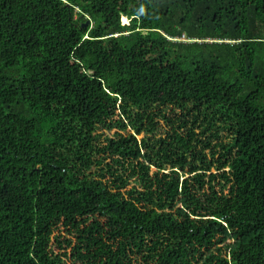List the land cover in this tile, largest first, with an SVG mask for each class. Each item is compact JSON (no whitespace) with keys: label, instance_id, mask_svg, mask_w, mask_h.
Here are the masks:
<instances>
[{"label":"trees","instance_id":"1","mask_svg":"<svg viewBox=\"0 0 264 264\" xmlns=\"http://www.w3.org/2000/svg\"><path fill=\"white\" fill-rule=\"evenodd\" d=\"M0 264H264V0H0Z\"/></svg>","mask_w":264,"mask_h":264},{"label":"water","instance_id":"2","mask_svg":"<svg viewBox=\"0 0 264 264\" xmlns=\"http://www.w3.org/2000/svg\"><path fill=\"white\" fill-rule=\"evenodd\" d=\"M89 23H90V21L88 20V21L84 24V26H85V27L88 26Z\"/></svg>","mask_w":264,"mask_h":264}]
</instances>
